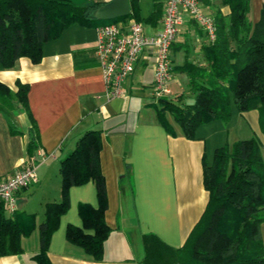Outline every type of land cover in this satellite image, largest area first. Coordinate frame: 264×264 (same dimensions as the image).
<instances>
[{"label":"crops","instance_id":"0c3cea01","mask_svg":"<svg viewBox=\"0 0 264 264\" xmlns=\"http://www.w3.org/2000/svg\"><path fill=\"white\" fill-rule=\"evenodd\" d=\"M73 1H97L100 6L109 0ZM221 9L227 7L221 5ZM258 15L249 20L253 22ZM160 17L155 24L146 22L152 29L145 31L158 28ZM95 39V25L74 22L43 43L39 61L19 56L12 66L0 65V81L10 88H16L17 80L28 84V106L38 130L37 151L31 155L26 146L27 112L16 106L12 119L20 131L12 132L6 114L0 111V175L15 171L23 161L33 165L36 180L18 190L16 209L34 212L39 222L44 203L60 197L59 159L83 130L99 128V161L107 194L104 219L109 226L102 256L93 259L81 245L65 237L68 223L81 225L78 202L97 204L92 180L69 186V205L50 234L48 256L53 264H141L143 232H155L166 242L179 245L199 217L207 199L201 158L203 153L210 157L219 139H212L213 143L201 131L212 121L199 125L194 137L186 136L170 114L172 130L159 121L154 106L157 100L151 94L152 46L142 51L134 71L123 79L124 94L108 97L94 53ZM206 41L200 26L185 17L171 47V95L182 93L184 100H192L187 92L190 77L181 65L189 60L205 66ZM234 113L243 121H235L244 134L240 137L256 133L264 143L257 109ZM260 229L264 242V221ZM20 242V251L0 254V264H36L31 254L39 246L37 228L22 235Z\"/></svg>","mask_w":264,"mask_h":264},{"label":"trees","instance_id":"16d2710c","mask_svg":"<svg viewBox=\"0 0 264 264\" xmlns=\"http://www.w3.org/2000/svg\"><path fill=\"white\" fill-rule=\"evenodd\" d=\"M205 1L213 6V0ZM219 2L213 10L215 37L203 45L206 65L189 60L181 65L190 77L187 92L192 100H184L182 93L159 97L154 104L157 118L172 130L170 114L186 136L194 137L203 123L226 121L234 110L256 108L264 135V5L252 22L247 16L249 0ZM98 5L97 1L0 0V65L12 66L19 56L39 61L43 43L74 22L98 25L129 17L155 24L162 14L163 0H150L144 15L138 0H129V11L111 18L95 17ZM27 89L28 84L20 80L15 89L0 81V111L6 114L12 132L20 131L12 119L16 106L27 112L26 146L34 155L38 130L28 106ZM100 132L93 127L83 130L59 159L60 197L44 203L41 221L36 222L34 212H9L0 205V254L20 251L21 236L36 227L39 246L31 257L36 264H53L48 256L49 237L69 205V186L92 180L97 204L78 202L81 225L68 223L65 237L81 245L93 259L101 258L109 226L104 219L107 194L99 161ZM201 163L207 199L199 217L179 245L166 242L155 232H143L141 264H264L260 229L264 221V143L256 133L224 141L214 146L210 157L203 153Z\"/></svg>","mask_w":264,"mask_h":264},{"label":"built area","instance_id":"2783aa9c","mask_svg":"<svg viewBox=\"0 0 264 264\" xmlns=\"http://www.w3.org/2000/svg\"><path fill=\"white\" fill-rule=\"evenodd\" d=\"M185 17L200 26L206 40L215 37L213 10L205 0H163L160 26L152 33L145 31L142 21L129 17L95 25L94 53L108 97L124 94L123 79L134 71L147 46H152L153 53L151 94L155 100L171 95V47ZM38 152L43 153L41 149ZM34 180V167L26 161L15 171L0 175V205L9 212L14 211L18 190Z\"/></svg>","mask_w":264,"mask_h":264},{"label":"rangeland","instance_id":"374dc122","mask_svg":"<svg viewBox=\"0 0 264 264\" xmlns=\"http://www.w3.org/2000/svg\"><path fill=\"white\" fill-rule=\"evenodd\" d=\"M138 4L140 6L141 14H147L150 9V0H138ZM249 4H250V9L247 13L248 18L251 19L254 16L257 17L259 13V9L262 6L261 0H249ZM219 5H220L219 0H213V6H210V8L214 10L215 6H219ZM108 21H112V20H106L103 22H108ZM142 23L146 31H149L150 29H152V26H150L148 23L144 21H142ZM236 116L237 115L233 111L230 117L226 121L213 120L211 123L205 124V127H203V130L201 131L203 133H206L207 140L213 143H214V140L212 141V139H215V138L219 139L217 142L219 144L224 141H231L232 139L236 137H240L241 135H244L243 132L240 130L241 129V127H239L240 125L237 123L238 121L239 123L240 122L243 123V121L241 119L240 120L236 119ZM34 205H37V197L34 198ZM41 208L42 207H40V209ZM41 213H42V210H40V214Z\"/></svg>","mask_w":264,"mask_h":264},{"label":"water","instance_id":"95a60500","mask_svg":"<svg viewBox=\"0 0 264 264\" xmlns=\"http://www.w3.org/2000/svg\"><path fill=\"white\" fill-rule=\"evenodd\" d=\"M129 11L127 0H109L102 5L95 7L93 15L98 18H111L125 14Z\"/></svg>","mask_w":264,"mask_h":264}]
</instances>
